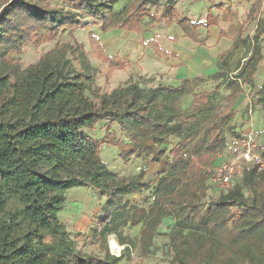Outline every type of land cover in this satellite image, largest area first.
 Wrapping results in <instances>:
<instances>
[{
    "label": "trees",
    "instance_id": "trees-1",
    "mask_svg": "<svg viewBox=\"0 0 264 264\" xmlns=\"http://www.w3.org/2000/svg\"><path fill=\"white\" fill-rule=\"evenodd\" d=\"M68 1L104 32L113 28L136 32L141 20L151 16L147 7L156 4V0H137L118 14L102 0ZM176 1H169L162 9L164 22L177 24L184 37L204 44L209 32L202 37L198 30L217 25L216 16L209 7L204 22H193L176 11L172 6ZM262 4L264 0L253 1L249 19L255 18ZM257 22L250 39H242L241 27L234 31L229 36L231 47L217 58L220 70V64L227 62L240 43H248L244 63L228 83L224 112L243 93V85L251 84L261 59L264 16ZM65 27L76 30L89 24L51 7L47 0H0V264L118 263L120 257L106 248L105 255L98 258L62 247L67 238L58 212L63 208L64 192L77 186L107 195L100 229L92 231L96 239L114 234L123 244L119 229L143 222L139 255L145 258L151 253L162 219L171 215L175 225L168 233L169 264H264V169L252 167L228 187L211 182L203 167L218 154L220 122L212 130L183 137L187 117L176 114L181 98L193 92V80L183 79L176 87L157 84L148 89L129 81L101 93L83 81V72L66 69L65 44L42 53L24 69L18 60L9 58L10 53L21 52L26 43L36 42L39 30L52 40ZM219 36H225L224 30ZM237 37L242 41L237 42ZM97 46V56L109 68L130 65ZM79 51L83 70L90 71L81 47ZM214 93H194L190 117L202 112ZM104 120L115 122L129 142L122 143L108 128L100 140L85 134L84 130ZM171 136L180 141L162 167L164 176L156 182L149 210L124 202L125 195L147 185L115 176L100 158V146L118 145L124 163L143 156L160 161L159 147ZM12 200L22 208L9 209ZM47 236L62 247L60 252H50L44 242Z\"/></svg>",
    "mask_w": 264,
    "mask_h": 264
},
{
    "label": "rangeland",
    "instance_id": "rangeland-1",
    "mask_svg": "<svg viewBox=\"0 0 264 264\" xmlns=\"http://www.w3.org/2000/svg\"><path fill=\"white\" fill-rule=\"evenodd\" d=\"M51 7L68 11L79 20L80 23H88L89 27L71 29L65 27L60 31L57 37L52 40L44 36V31L39 30V39L36 42H28L19 53H10L9 58L18 60L22 69L29 64L35 63L42 53L53 50L55 46L67 45L65 67L70 73L83 72L86 76L83 81L90 84L92 88L101 93H108L119 85L126 86L127 82H135L139 87L148 89L153 87L156 82L164 76L163 64L161 60L151 59L149 48L151 50L168 54L171 50L170 44L177 40L176 36L183 34L181 27L177 24H166L163 20L162 9L169 1L156 0L155 5H149L147 8L151 16L144 17L137 26V31H128L123 28H113L102 31L99 24L89 18L84 12L74 10L68 0H47ZM109 4L118 14L122 13L123 7L137 0H102ZM254 0H177L172 6L183 17L193 22H204L207 9L210 7L214 16L218 20L217 28H223L227 34L238 28H242V39H250L257 25V21L264 16V4L255 14V18L249 19L248 13ZM230 11V18L226 19V11ZM162 18L159 22L157 19ZM213 32V29L201 28L198 30L203 37L206 32ZM70 32V33H69ZM181 33V34H180ZM175 35V36H174ZM95 37L91 40V37ZM174 37V38H173ZM189 39V38H188ZM242 39L237 37V42ZM155 40V44L151 43ZM230 41V40H229ZM231 42V41H230ZM261 45V60L257 63L258 70L264 76V35L259 39ZM232 43V42H231ZM100 44L105 53L110 56L117 55L130 65L126 68H109L105 62H102L97 56V45ZM184 46V45H183ZM237 50L233 51L231 57L226 59V63L220 64V70L214 75L204 76L202 78H193V92L185 95L179 102L176 114L186 116L183 123V137H189L193 133L201 134L207 128L208 131L215 127L217 121L220 122L218 139L220 143L217 147L218 154L205 167L210 165L218 166V160L223 161L226 158V142L232 137L245 135L253 131L255 135V147L262 149L264 154V84L257 86L253 81L250 85H243V95L247 104L236 108L235 104L227 112L226 96L229 93L228 83L237 73V67H240L247 54L248 43H240ZM81 47L85 58L89 62L90 71L83 70ZM160 50V51H159ZM198 56H208V51L196 47ZM159 55V56H160ZM243 58V59H242ZM219 66V65H218ZM158 71V72H156ZM128 85V84H127ZM215 91L209 102L204 105L202 112L190 117V108L192 105L193 94L201 91ZM239 99V97L237 98ZM248 101V102H247ZM250 103V104H249ZM108 132L114 133L122 143H128L127 135L122 132L115 122L109 123V120L98 122L93 129L84 130L85 134L94 138L102 139ZM210 133V132H209ZM180 141L177 136H171L163 141L159 147L162 151L160 161H151L150 157L130 158L124 163L120 157V148L116 144H102L99 148L100 158L105 162L107 168L118 178L126 181H136L137 183H146V187H140L125 195L124 202L129 205H136L149 210L153 203L155 193L154 187L157 180L164 176L161 173L166 160L170 159L169 152L172 147ZM186 157L189 150L187 147ZM220 156V157H219ZM203 167V168H205ZM209 191H207L208 193ZM107 200V195L95 191L90 187H72L64 192L63 208L58 212V219L66 232V242L62 243L63 248L68 251L83 253L102 258L105 255V248L112 255L119 256L117 264H169L171 254L167 253L168 233L175 225L174 218L171 215L164 217L157 228L158 234L153 237L151 253L143 258L139 255V236L143 222L136 225L127 224L119 229L120 236L125 243L117 241L114 234L103 235L104 239H96L92 234L93 230L100 229V220L103 217V206ZM22 208V204L15 200L9 201L8 208ZM186 233V231H183ZM50 252H60L59 246L51 237L44 239ZM115 243L118 248H113ZM49 252V253H50Z\"/></svg>",
    "mask_w": 264,
    "mask_h": 264
},
{
    "label": "crops",
    "instance_id": "crops-1",
    "mask_svg": "<svg viewBox=\"0 0 264 264\" xmlns=\"http://www.w3.org/2000/svg\"><path fill=\"white\" fill-rule=\"evenodd\" d=\"M226 15H227V11H226ZM217 26L218 24L209 27L210 29L211 28L213 29V32H211L210 34L208 33L209 37L205 40L204 44L202 45L193 42L191 39H188V37H184L183 34L180 33L181 35L176 36L177 40H175L173 44H170L171 50L168 54H164L165 55L164 57H161V55L160 56L156 55L155 51L149 48V53L152 54L150 55L151 59H153L154 57L156 58L154 60H161L163 64V69L160 71H163L164 76L159 81H155L156 84L154 86H156L157 84H163L167 86L176 87L181 84V81L183 79L192 80L193 78L194 79L202 78L204 76L214 75L215 73H217V71L219 70V66L217 64V58L222 52L228 50L231 47L232 45L231 42H233V40L229 36L234 31H237L239 29V28L234 29L227 34L225 29L217 28ZM220 30H224L225 36L223 37L219 36ZM199 46H201L202 49L208 51L209 55L198 56L197 55L198 51L195 49L196 47ZM237 49L238 48H236L235 50ZM172 53L174 54V56H171ZM258 68L259 66L257 65L255 72L253 74L252 81L255 84H257V86H262L264 84V76L261 75V73H259ZM243 94L244 93H241L239 95V99H237L236 101L235 107L237 109L242 107L244 104H247ZM218 161L220 162V160Z\"/></svg>",
    "mask_w": 264,
    "mask_h": 264
},
{
    "label": "built area",
    "instance_id": "built-area-1",
    "mask_svg": "<svg viewBox=\"0 0 264 264\" xmlns=\"http://www.w3.org/2000/svg\"><path fill=\"white\" fill-rule=\"evenodd\" d=\"M255 135L249 131L245 135L232 137L226 143V158L215 165L205 167L204 171L212 183L228 187L232 180L240 178L252 167L264 169L262 149L255 147Z\"/></svg>",
    "mask_w": 264,
    "mask_h": 264
},
{
    "label": "bare ground",
    "instance_id": "bare-ground-1",
    "mask_svg": "<svg viewBox=\"0 0 264 264\" xmlns=\"http://www.w3.org/2000/svg\"><path fill=\"white\" fill-rule=\"evenodd\" d=\"M112 247L115 249L118 248V246L115 243L112 244Z\"/></svg>",
    "mask_w": 264,
    "mask_h": 264
}]
</instances>
